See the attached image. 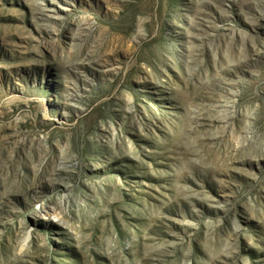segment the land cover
Here are the masks:
<instances>
[{
  "label": "rangeland",
  "instance_id": "rangeland-1",
  "mask_svg": "<svg viewBox=\"0 0 264 264\" xmlns=\"http://www.w3.org/2000/svg\"><path fill=\"white\" fill-rule=\"evenodd\" d=\"M0 264H264V0H0Z\"/></svg>",
  "mask_w": 264,
  "mask_h": 264
},
{
  "label": "bare ground",
  "instance_id": "bare-ground-1",
  "mask_svg": "<svg viewBox=\"0 0 264 264\" xmlns=\"http://www.w3.org/2000/svg\"><path fill=\"white\" fill-rule=\"evenodd\" d=\"M27 239H29V237Z\"/></svg>",
  "mask_w": 264,
  "mask_h": 264
}]
</instances>
